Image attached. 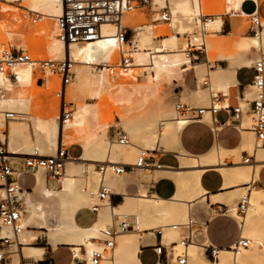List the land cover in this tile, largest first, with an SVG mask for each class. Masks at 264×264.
Here are the masks:
<instances>
[{"label": "bare ground", "instance_id": "1", "mask_svg": "<svg viewBox=\"0 0 264 264\" xmlns=\"http://www.w3.org/2000/svg\"><path fill=\"white\" fill-rule=\"evenodd\" d=\"M244 1L152 0L151 8H146L147 12L152 13L150 18H145L149 14L138 15L137 9L124 10L122 23L132 31L130 42L118 45L112 37L114 27L107 23L102 26V37L108 38L68 45L57 38L59 29L56 18L62 13L59 0H0V47L7 45L28 49L33 58L39 56L61 60L69 57L75 63L74 77L66 87V97L73 104V112L70 121L63 127L58 122L57 99H42L39 107L32 106V99L38 98L40 92L51 91L52 87L54 91L58 83L55 76L35 73L34 68L26 65L13 69L15 81L0 75V110L18 113L17 119L6 125L0 123V141L17 158L53 156L60 143L79 145L82 151L77 159L68 155L64 173L56 188L46 185L41 170L31 173L35 176L31 190L20 188L24 229L20 236L22 256L32 261L22 263L17 247L11 251L14 255L9 264H34L42 259L43 248L33 245L37 235L43 233L42 230H46L49 246L68 245L84 261V251L89 257L99 247L93 240L99 236V229L112 223L113 215L126 213L137 216L140 231L158 227L164 231L167 228L164 243L175 242L177 232L168 227L172 225L168 222L185 218L192 203L206 198L199 178L203 170L209 167L217 169L222 175L224 187H234L225 194L210 195V201L230 204L229 212L237 219L243 230L242 236L247 235L251 245L236 256L229 250H222L218 260L212 262L203 256L200 244L194 243L188 247V264H264V189L254 185L258 170L264 163V148L254 147L253 136H249L242 149L253 150L251 155L256 153L255 162L244 163L242 160L229 169L224 168L223 164L231 155L240 157L238 149L228 151L215 147L198 158L189 156L179 148V133L185 125L197 121L176 116L172 103L160 88L163 83L180 84L184 73L194 70L199 87L180 91V100L199 105L209 102L210 90L215 94L229 95V89L236 82L230 70L211 69L215 54L220 52L219 59H226L234 69L238 65L248 66L251 63L246 57L252 50L257 52L256 55L264 52V19H261L262 29L254 27L253 35L242 36L249 27L247 20L250 17L240 10ZM249 1L258 5L264 2ZM163 7L169 11V25L155 24L159 19L158 12ZM28 11L41 14L42 21L32 25ZM225 16L230 17L233 30L219 36ZM192 50H202L206 55L205 62L193 63V56L189 54ZM119 51H130L132 67L125 73L111 75L104 63L115 62ZM102 64L103 67L95 68V65ZM140 72L141 81L138 80ZM206 75L210 86L202 88L200 82ZM38 78L44 80L39 93L35 88ZM254 94V89L249 87L246 96L252 98ZM226 105V101L215 103L216 107ZM108 113L111 115L109 119ZM205 115L210 123L209 114ZM112 118L119 120L118 124L131 139L130 144L121 146L109 140L108 129ZM247 123L246 119L243 127ZM160 124L162 130L158 135L156 125ZM139 147L150 153H178V169L162 168V172L146 177L147 181L156 180L159 176L172 179L176 192L170 199H160L147 192L129 196L119 182L125 174L118 176L119 179H112L106 174L102 179L95 169L99 163L134 164ZM101 180L113 194L123 195V203L112 206L106 200L99 210L98 222L89 228H80L74 224L73 216L82 207H91V203L96 201L90 192L96 190ZM247 190L249 206L244 214H240L233 205L234 199ZM7 233L8 230L3 228L0 237ZM197 233L194 234L195 242ZM144 234L133 232L119 236L113 258L101 264H139L137 254ZM146 237L150 238L149 235ZM85 264L91 263L87 261Z\"/></svg>", "mask_w": 264, "mask_h": 264}, {"label": "built area", "instance_id": "2", "mask_svg": "<svg viewBox=\"0 0 264 264\" xmlns=\"http://www.w3.org/2000/svg\"><path fill=\"white\" fill-rule=\"evenodd\" d=\"M62 5V13L56 18V23L59 29V38L62 42L70 44H82L85 42H95L99 39L108 38L102 37V26L104 24H112L114 27L113 38L118 45L125 42H130L131 30L126 28L122 23L124 10H132L141 7L151 8L152 0H59ZM253 2V1H251ZM254 10L249 14L250 18V32L255 33L254 27L262 29L261 19L264 17V7L261 9L260 15H255L258 6L255 2ZM159 21L169 25L171 22L169 11L166 7L159 10ZM29 21L32 25H37L43 19L42 15L35 12L28 11ZM131 44V43H130ZM190 54V52H189ZM206 58V55H205ZM133 58L130 51L120 52L115 62L104 63L109 74L125 73L132 67ZM74 62L69 57L61 60L50 59H35L32 57L30 51L24 48H17L15 46L0 47V75L15 81V74L13 69L20 65H26L34 68L35 73L44 75L46 73L55 76L58 80L53 96L58 100V122L63 127L67 124L73 112V104L66 99V87L69 81L74 77L73 68ZM95 65V68L104 66ZM253 77L251 87L254 89V96L248 98L244 92L239 95L238 102L232 106L229 103L228 95L223 93L215 94L209 91L210 101L208 106L197 108L188 104L175 103L174 108L177 116L187 119L188 121H199L205 114H209L212 126L216 132H220L223 127L227 126L226 122H217L215 119L219 111H224L231 116L234 123L239 129L247 128L253 134L256 147H264V52L253 62L252 66ZM36 82L43 84L44 80L38 78ZM202 86L209 88L210 83L208 76L202 81ZM226 101V106L216 107L215 103ZM18 118V113L12 110H0V123L6 125L11 120ZM249 121L248 127H243L244 120ZM158 131L162 130V125H158ZM112 140L121 146L130 144L128 134L122 128H116L112 135ZM159 153V152H155ZM254 154V153H253ZM253 154L243 158L244 163H251ZM68 158V150L63 148L60 143L53 156L39 157L26 156L17 158L11 155L8 151V146L0 141V231L5 228L8 230L7 235L0 237V262H10L11 248H22L20 236L23 232L22 212L23 204L19 198V184L20 175L31 174L35 171L41 170L50 181H55L60 184V179L64 173L65 161ZM150 151L140 149L134 164L125 163H99L96 164L95 169L100 176L106 174L120 176L134 169H142L144 171H151L160 169ZM90 195L96 199L90 207V211L99 214V210L104 206L106 200L110 201L112 193L110 187L100 181L98 187ZM112 205V204H111ZM249 206L248 193L242 195L236 205V210L240 214H244ZM106 227L99 229V236L95 239L99 244L97 249H94L89 257H86L84 251V261L77 256L76 253L70 251L72 262L75 264H83L89 261L91 264H101L102 262L113 258L116 240L119 236L126 233L143 232L155 233L163 240L162 227L154 228L152 230H139V220L137 216L116 218ZM170 229L180 232L182 235L176 242L163 243L153 247V251L158 257L160 264H188V247L194 243V234L198 232L196 220L189 216L184 222L172 224L168 226ZM251 240L242 235L232 244L229 251L233 255H238L242 251L249 248ZM203 254L206 253L212 262H216L220 255L221 249L212 246L209 243L200 244ZM83 253V252H82Z\"/></svg>", "mask_w": 264, "mask_h": 264}, {"label": "crops", "instance_id": "3", "mask_svg": "<svg viewBox=\"0 0 264 264\" xmlns=\"http://www.w3.org/2000/svg\"><path fill=\"white\" fill-rule=\"evenodd\" d=\"M249 0H245L241 6L240 10L246 15L249 16L250 13L253 11L246 13L244 12L241 7L242 5ZM251 2V1H250ZM254 2V1H253ZM258 8L255 12H258L257 14H261V9L264 7V2L258 5ZM254 10V9H253ZM225 19V18H224ZM230 19V17H229ZM264 19V17H262ZM226 31L225 28V20L222 25L221 33L219 36H225L227 33L232 32L233 30V24L231 21L228 22ZM255 52V53H253ZM256 51L252 50L250 54L246 57V59L250 60L251 63L248 66L245 65H238L234 69L231 67L226 59H216L214 61V65L211 69H217L220 68L222 70H230L233 80L236 82V85L232 88L236 89V96L239 98V95L244 92L245 94L249 91V87H251V81L253 77V61L256 58ZM200 53L193 55V62L196 64H201L200 60ZM206 60V58H204ZM200 61V62H199ZM205 62V61H204ZM191 71V72H190ZM194 70H189L185 73H193V77H197V74ZM198 78V77H197ZM184 79V75L182 77V80L180 81L182 83ZM198 82V81H196ZM180 83V84H181ZM199 87V84H196V88L193 90H196ZM188 89V88H185ZM191 90V89H188ZM182 91V90H181ZM229 96V95H228ZM236 97V103L238 102V98ZM230 100V98L228 97ZM230 102V101H229ZM192 106L191 104H188ZM200 106H194L197 108L206 107L207 104H199ZM234 106V105H232ZM210 117V116H209ZM215 119L217 122H226L227 126L223 127L220 132H216L213 129L211 118L210 123L206 119V115L203 116V118L200 121L190 123L188 125H185L182 130L179 133V148L182 149L185 153H187L189 156L198 158L200 156H203L207 153H209L213 148L215 147H221L228 151L233 150H239L240 159L244 158L246 156L247 151L243 150L242 147L245 144L246 139L249 136H253L247 128L239 129L236 123L233 122L230 115H227L224 111H219ZM211 124V130L209 125ZM245 127V126H244ZM242 136L245 137V141L242 142ZM254 138V136H253ZM80 148V151L76 155H70L69 151L72 148ZM264 148V147H262ZM68 155L72 159H77L81 155V147L79 145H70L68 147ZM159 152V151H155ZM152 153V157L154 158V161L160 165V169L167 168V169H178L179 168V160H178V153L176 152H162V153ZM255 154L253 155L252 162H255ZM232 156V155H231ZM235 156V155H233ZM230 157V156H229ZM236 157V156H235ZM240 162L236 163L237 165ZM234 164L233 166H236ZM233 166H225L223 164V167L226 169L232 168ZM178 167V168H177ZM160 169H154L151 170L152 176L156 172H162ZM134 174V171H131L130 173L125 174L126 177H130ZM26 175L23 179V177ZM20 177V182L22 187L21 190L29 191L35 184V176L33 174H24ZM32 179V182H28L27 179ZM255 184L256 187L264 189V163L260 166L257 176L255 178ZM253 181V182H254ZM45 182L46 185L48 182H50L49 178L45 176ZM146 183L148 185L147 191L148 195H153L160 199H170L176 192V185L167 176H159L156 178V180H150L146 182H143V186H146ZM199 184L200 187L206 192V198L204 200H197L194 203L190 205V208L196 204H200V206L196 209V214H194L192 217L196 220L198 233L196 236V243L202 244V243H209L212 246H215L221 250H229L232 244L242 235V228L237 221L236 218H234L232 215H230V204L228 203H222V202H215L212 203L210 201V195H218V194H225L229 191H231V188L234 187H224V179L222 175L217 171V169L214 168H206L203 170L202 174L199 178ZM27 188V189H26ZM29 188V189H28ZM56 188V187H55ZM125 194L129 196H137L138 194H135L137 190V186L133 183H130L126 185L125 187L122 186ZM53 189V188H52ZM135 194V195H133ZM110 201L112 206H118L123 203V195L122 194H114L110 197ZM213 213V215H212ZM99 220V214H95L90 211V207L84 206L78 211L75 212L73 216V222L75 225H77L80 228H89L93 225H95ZM117 219H114V222H116ZM154 229V228H152ZM167 230V228H165ZM164 229V231H165ZM164 231H163V240L160 239L158 235L155 233H146L144 234L143 243H141L139 247V251L137 254V259L139 264H160L158 262V257L153 251V247L159 242L164 243ZM42 234H44L42 237L40 236L39 239L42 240L44 243V246L42 247L44 250L42 259L34 262V264H72L71 256H70V247L68 245L64 244H58L55 248H52L48 245L47 239L45 236L46 230H42ZM150 236L146 237V236ZM145 243V244H144ZM20 249V248H19ZM21 253V262L26 263L29 261H32L31 259H26L22 255V248L20 249ZM203 256L211 261L209 259V256L204 253ZM11 260V258H10ZM10 262L4 261L0 262V264H9ZM75 264V263H74ZM85 264V263H84Z\"/></svg>", "mask_w": 264, "mask_h": 264}, {"label": "rangeland", "instance_id": "4", "mask_svg": "<svg viewBox=\"0 0 264 264\" xmlns=\"http://www.w3.org/2000/svg\"><path fill=\"white\" fill-rule=\"evenodd\" d=\"M18 3H14L13 5H17ZM146 8H149V7H141V8H137V14L138 15H143V14H149V15H146L145 16V18H150L151 17V15H152V13H150V12H147V9ZM241 9L244 11V12H246V13H249V12H251V11H253V9H254V3L253 2H250V1H247V2H245L243 5H242V7H241ZM159 14V13H158ZM262 15L264 16V13H262ZM225 19V28H224V30L226 31V29H227V25H228V22L230 21V19L228 18V16H225L224 17ZM247 22H248V25H249V27H250V18H248V20H247ZM158 23H161V24H164V23H162L161 21H159L158 20V22H156L155 24H158ZM249 27H248V29H247V31H245V32H243L242 33V36H251V35H253V33L252 32H250V29H249ZM132 32V31H131ZM12 44H15V42H12ZM2 47H9V46H2ZM28 50V49H27ZM28 51H30V50H28ZM31 52V51H30ZM198 53H200L199 55H200V60H201V62H204L205 60H204V58H205V54H204V52L202 51V50H192V51H190V56H193V55H196V54H198ZM220 52H218V53H216L215 54V56H214V60H216V59H219V56H220ZM32 55V54H31ZM259 55H260V53H258V55L256 56V58H255V60L259 57ZM35 58H37V59H45V58H40L39 56H37V57H35ZM254 60V61H255ZM253 61V62H254ZM200 62V61H199ZM194 63V62H193ZM203 79H205V76L203 77ZM138 80L139 81H141L142 80V73L140 72L139 73V75H138ZM37 81V80H36ZM196 81H197V79L195 78V77H193V73H184V79H183V81H182V83L181 84H177V82H176V84H173V83H163L161 86H160V88H161V91H162V93L165 95V97L167 98V100H168V98H169V102L170 103H172V105H173V107H174V105H175V103H177V101H180L179 103H184V104H191L192 106H197V107H199L200 105H195V104H192V103H188V102H184V101H182V100H180V91L181 90H183V89H185V88H188V89H191V90H193V89H195L196 88ZM200 85H201V87L202 88H204L205 86H202V82H200ZM43 86V85H42ZM42 86H40V82H36L35 83V88H36V90H38L39 89V87H42ZM52 90H53V87H52V89H51V91H43V92H40L39 90H38V93L40 92V95H39V97L38 98H36V99H32L33 101H32V106H34V107H39V105H40V102H41V100L42 99H52V100H56V98L53 96V92H52ZM235 90V91H234ZM232 91H233V93H232ZM50 92V93H49ZM229 96H231V97H229V98H231L229 101V103L231 104L232 103V105H235V103H236V89L235 88H231V89H229ZM234 96V97H233ZM234 98H235V100H234ZM66 99H67V101H69L70 102V100L66 97ZM234 100V101H233ZM210 101V100H209ZM56 102H57V104H58V101L56 100ZM72 103V102H71ZM208 104H209V102H207V106H208ZM175 109V108H174ZM109 114V113H108ZM114 115H115V113H114ZM106 116H107V114H106ZM110 114L108 115V119L110 118ZM177 116V115H176ZM244 121H246V120H244ZM248 121V120H247ZM119 120L117 119V118H112V120L109 122V125H110V127H109V129H108V136H109V140L111 141L112 140V135H113V132H114V130H115V127L116 128H122L119 124ZM248 125H249V121H248V123H247V125L245 126V127H248ZM157 126L158 125H156V134H160V132L158 131V129H157ZM209 127H210V130H211V124L209 125ZM158 134V135H159ZM129 136V135H128ZM129 139H130V137H129ZM131 140V139H130ZM253 140H254V138H253ZM243 141H245V137L244 136H242V142ZM66 143V142H65ZM64 143V144H65ZM70 145H67V144H65V145H63V148H68ZM254 147H256L255 146V140H254ZM140 149H144L143 147H139ZM138 148V150L136 151L137 153H136V158H137V155H138V151L140 150ZM254 149V148H253ZM80 151V148H78V147H76V148H72L70 151H69V154L70 155H76V154H78V152ZM252 151L253 150H251V151H247V153H248V155H251V153H252ZM160 153H162V152H160ZM150 155H152V153H150ZM243 160V158L242 159H240V158H238V157H235V156H230V157H228L227 159H226V161L224 162V164H225V166H233L234 164H236V163H238V162H241ZM135 162V161H134ZM178 168V167H177ZM43 173V172H42ZM149 174H151V171H137V170H134V174L131 176V178L130 177H125V176H123L121 179H119V177L118 176H115V175H109V177L110 178H112V179H119L120 181V184L122 185V186H126V185H128V184H130V183H133V184H135L136 186H137V190H136V192H135V194H142V193H146L147 192V194H149L148 193V191H147V183H146V186H143L144 184H143V182H146V177L149 175ZM26 175H24L23 177H21V179H23L24 177H25ZM43 176L45 177L46 175L43 173ZM145 178V179H144ZM27 181L28 182H32V179H27ZM33 183V182H32ZM100 183V182H99ZM99 183H98V185H99ZM105 184V183H104ZM106 185V184H105ZM20 186H21V188H25V187H22V185L20 184ZM47 186L49 187V188H55V187H57L58 186V184H56V182L55 181H50V182H48L47 183ZM248 187V186H247ZM250 187V186H249ZM27 189V188H26ZM29 189V188H28ZM248 190H249V188H248ZM248 190L247 191H245V192H242V193H240L235 199H234V203H233V205H237V203H238V201H239V198L242 196V195H244V194H246V193H248ZM135 194H133V195H135ZM19 196V195H18ZM20 198V197H19ZM21 199V198H20ZM21 201H22V199H21ZM94 203H96V201L95 202H93V203H91V206L94 204ZM200 206V204H196V205H194V206H192V208L191 209H189V211H187V215H186V217L185 218H178V221H174V220H171V221H169L168 223L169 224H177V223H182V222H184L189 216H193L194 214H196V209L198 208ZM212 215H213V213H212ZM230 215H231V213H230ZM131 217V216H135V214L134 213H126V214H121V215H116V218H118V219H122L123 217ZM114 219V218H113ZM111 224V223H110ZM110 224H107L106 226H109ZM105 226V227H106ZM177 232V240H175V242L176 241H178L179 239H180V236L182 235L180 232H178V231H176ZM44 234H42V233H39L38 235H37V239L36 240H34L33 241V245H35V246H44V243L45 242H42V240H40L39 239V237L41 236H43ZM246 237H247V235H246ZM167 244V243H166ZM15 249V247H12L10 250L12 251V250H14ZM203 251V250H202ZM14 254H12L11 253V256H10V258H11V260L10 261H12V259H13V256Z\"/></svg>", "mask_w": 264, "mask_h": 264}]
</instances>
